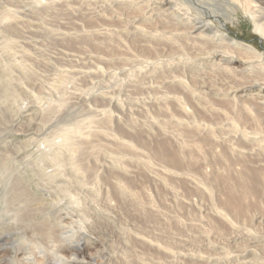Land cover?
Segmentation results:
<instances>
[{
	"label": "rangeland",
	"instance_id": "obj_1",
	"mask_svg": "<svg viewBox=\"0 0 264 264\" xmlns=\"http://www.w3.org/2000/svg\"><path fill=\"white\" fill-rule=\"evenodd\" d=\"M7 1L0 0V167L4 154H30V161L47 158V154L52 151L51 143L58 140L62 125L67 127L71 123L80 122L79 120L87 122L90 117L98 119L104 115L105 109L110 108L113 112L112 129L124 126L133 135L137 134L136 131L142 132L152 147L158 145L161 137L163 141L164 137L161 135H166L173 149L182 139L178 133L179 128L189 131L193 124V114L205 113L204 96H198L197 92L195 97L191 93L192 87L187 89L184 85H175L178 66H182V70L187 68L185 71L190 73L192 64L190 59L186 56L184 58L175 49V17L186 15L187 5L178 6L175 10V4L161 8L157 3L150 5L145 1L141 4L131 1L128 4H117L122 7L116 6L107 13L102 7L105 4L102 3L103 0H80L74 6L54 7L66 1L57 0L55 4L52 1L46 3L50 7L44 15L30 14L36 11L32 7L34 0ZM37 6L42 8L43 4ZM9 9L15 11L16 17L2 18ZM18 9L27 14L17 13ZM191 9L193 15L199 16L194 6ZM81 15H85L84 19ZM71 16L75 18L71 19ZM88 18H99V21L90 24ZM207 19L209 20L205 18ZM72 23L79 26V29L72 30ZM216 25L221 24L216 22ZM222 29L231 37L264 51L263 35L256 30L252 20L244 12L233 13L232 19L227 20ZM68 36L74 42L66 44L68 40L65 38L69 39ZM104 37L110 40L106 41ZM7 38L16 39L15 50L4 47ZM108 46L117 50L113 49L115 52L107 55L101 50H107ZM180 58L183 60L180 63L182 65L179 64ZM165 74L170 77L167 78ZM180 79L189 83L185 77ZM141 83L142 88L146 87L142 92L139 91ZM182 86L185 90L180 88ZM176 94L183 96L184 102L189 104L179 105L175 101ZM210 95L214 93L211 92ZM59 98H63V102L68 100L66 103L62 102L66 105H62L64 112L61 111L44 125L43 118H51L50 111L46 112L49 102H58ZM221 98H214V101L224 109L226 100L222 96ZM180 117H183L182 121ZM95 126L99 131L104 129L103 126L111 129L109 124L100 122ZM196 126L207 128L202 124ZM101 139H105V136H101ZM63 148L67 150V146ZM112 158L106 157L109 166L123 174L125 166L117 164ZM143 159L147 161V156L144 155ZM13 164L18 165L22 171L25 163ZM149 164L150 166L143 164L133 167L136 171L132 169L131 177L138 184L143 181L141 185L145 186L144 191H148L146 193L153 200L149 202L146 198L143 204L157 211L155 217L136 211L129 204L128 208L123 204L117 206L114 201V204H110L105 197L95 195L97 192L94 186V189L91 186L83 187L86 188L83 192L89 195L84 200L87 201L85 204L89 203L86 211L88 216L81 211L84 206L73 210L75 205L71 204L69 196H65L62 214L67 223L63 231L74 239L80 237L82 240H90L89 252L93 255H83L80 258L83 264H264V193L256 197L249 195L244 199L247 204L257 203L258 212L263 218L255 219L251 212L244 216L236 215L233 210H227V216L219 209L223 203L220 187H215V190L208 188L196 176L184 174L181 170L173 174L160 162ZM140 169L143 173L138 175ZM25 170H28L24 174L28 181L34 182L36 190H42L38 187V181L42 178L49 179L48 173L51 171L45 169L42 175L35 176L30 168ZM15 173L21 175L19 171ZM2 183L0 182V256L4 259L0 260V264H16L18 259L27 263V258L32 256L35 249L36 252L41 249L37 247V240L28 241L25 237H38V234L30 227L25 235V231H22L25 229L24 225L18 223L13 211L6 213L8 205L12 208L16 205L5 202L3 196L6 195L7 182ZM38 194L42 197L43 190ZM97 197L99 203L96 201ZM51 200L50 196L44 200V206ZM37 201L30 202L32 209L39 208L40 203ZM48 207L50 210L57 209L53 204ZM73 212L79 216H73ZM89 213L93 216L90 217ZM37 216L43 218L45 214L37 213ZM85 224L89 229L85 228ZM140 240H145V243L141 244ZM85 259L91 260L88 263Z\"/></svg>",
	"mask_w": 264,
	"mask_h": 264
},
{
	"label": "bare ground",
	"instance_id": "obj_2",
	"mask_svg": "<svg viewBox=\"0 0 264 264\" xmlns=\"http://www.w3.org/2000/svg\"><path fill=\"white\" fill-rule=\"evenodd\" d=\"M48 1H52L55 4L57 0H34L32 7L36 11L30 14L41 13L46 15V11L50 7V5H46ZM131 1L138 4L145 1L150 5L157 3L161 5V8L175 4V10L176 7H181V5L188 6H186L188 9L186 15L179 18L174 16V37L175 49H178L177 51L181 56H184V58L186 56V58L190 59L192 64L189 70L190 73L185 71L187 68L182 70V66L176 64L178 66L176 69L178 74L176 73L174 79L176 86L184 85L187 89L192 87L193 91L191 93L193 95L199 92V94L197 93L198 96H204L200 97L204 98V102L206 103V108H203L205 109V113L199 114L196 112L193 114V124L191 123L192 128L190 127L189 131H186L182 127L179 128L180 131L178 133L182 139L178 141L175 149L172 148L171 141L166 138V135H161L164 137L163 141L161 137L158 145L152 147L143 137L142 132L136 131L137 134L133 135L124 126L112 129L114 126V115L109 108V110L105 109L104 115H101L102 117L98 119L90 117L87 122L79 120L80 122L71 123L67 127L62 125L61 130L59 129L60 133H57L58 140L52 142V146L50 145L52 151L47 154V158L30 161V154L24 156H21L18 152L14 154L10 153L6 156L4 154L2 166L0 167V182H7V190L3 198L7 204L16 205L13 208L8 205L5 209L6 213L13 211L12 214L14 213L13 216L17 219L18 223H23V229H25L22 231H25V235L30 230V227L38 234V237L26 235L25 238L28 241L37 240V247L41 249L39 252H36L35 249L31 254L32 256L27 258V260L25 259L27 263L18 259L19 261L16 264H83L80 260L83 255L85 257L87 255L92 257L93 254L89 252L91 248L89 245L90 240H82L80 237L74 239L72 236H67L66 232L63 231L67 223L66 218L62 214L65 196H69L71 204L75 205L73 210H76V207L84 206L81 211H84L88 216L86 211L89 203L85 204L87 201L84 200L89 195L83 192L86 189L83 188L84 186H94L97 192L95 195L105 197L110 204H114L115 202L117 206L123 204L126 208H128L129 204L136 211H141L151 217L157 216L156 210L147 208L143 204L146 198L149 202L153 201L152 197L148 195L149 192L146 191L148 192L146 193L144 191L145 186L141 185L143 181H140L138 184V181H135L131 177L133 167L136 168L143 164L150 166L149 163L151 162L162 163L163 167L169 169L173 174L181 170L184 174L196 176L202 184L213 190L220 187L219 190L223 194V203L222 207L219 206V209L225 215L229 216L227 210H233L236 215L244 216L246 213L251 212L255 219L263 218L258 212V204H247L244 202V199L249 195L256 197L264 193V51H260L254 45L245 44L231 37L222 29V25H226L227 20L232 19L233 13L244 12L252 20L256 30L264 37V0H175V3L173 0H103L102 3L105 4L102 7L108 13L110 10H114L116 6L122 7L118 6L120 3L128 4ZM6 2L8 1L6 0ZM78 3H80V0H66L62 4L54 5V7L59 5L74 6ZM9 4L12 5L13 3L9 2ZM38 4H43L42 8L37 6ZM192 6H194L199 16L191 13ZM140 11L143 12V9ZM14 12L13 9H9L2 18L11 19L16 17ZM16 12L23 15L27 14L19 9ZM84 17L85 15H81L82 19ZM203 17L209 18V20L207 19V21ZM74 18L72 17L71 19ZM88 21L90 24L97 23L99 18H90ZM216 22L221 25L217 26ZM72 24V30L76 31V29H79V26L74 23ZM69 36V39L65 38L68 40L66 44L74 42V39ZM104 39L106 41L110 40L105 37ZM15 41L16 39L14 38H7V43L4 47L15 50ZM113 49L117 50L108 46L107 50L102 49L101 51L109 55L115 52ZM96 50H99V48ZM181 61L183 60L180 58L179 64ZM169 77L170 75L167 78ZM180 77H185L189 83H184ZM162 82L165 83V81ZM142 86L141 83L139 88L141 92L146 88H142ZM180 88L185 90L183 86ZM204 88L209 92L205 91ZM211 92L214 95L211 96ZM221 96L226 100L227 104L224 105V109L214 101V98L217 97H219V100L222 99ZM175 97V101H178L179 105L185 103L184 105L187 106L188 102H184L183 96L176 94ZM64 101L63 98H59L58 102L55 103L48 101L50 104L46 112L50 111L51 118H43L44 125L50 121L49 119L52 120L58 113H61V111L64 112L62 105L66 107L63 103H66L68 100ZM168 105L167 107H169ZM182 118L181 121L183 120ZM98 122L106 125L109 124L112 131L110 128L106 129L105 126H103L104 129L101 131L97 130L95 124ZM201 124L207 126V128H197L196 125ZM135 129L139 130L140 128L135 127ZM101 136H105V139H101ZM55 145L58 147H53ZM63 146H67V150ZM144 155L147 156V161L143 159ZM107 156L113 157L112 159L117 164L124 165L125 172L121 174L120 171L119 173L110 167L106 160ZM12 162L25 163L23 164V170L21 171L18 165L13 166ZM110 163L113 164L112 162ZM208 167L211 168L209 169ZM27 168H30L32 174L35 176L42 175L45 169L51 171V173H48L50 174L49 179L42 178L41 181H38V187L44 193L42 197H39L40 195L38 194L42 190H36L34 182L28 181L25 177L26 171H28L25 169ZM169 170L167 171L169 172ZM16 171H19L21 175H17L18 172L15 173ZM138 171V175L143 173L141 169ZM71 183H74L75 186ZM86 192L88 193V190ZM49 196L52 198V202L48 201V205L44 206V200L46 201ZM34 200H38L37 202L41 204L38 205V209H32L30 202ZM96 201L99 203L98 197ZM51 204L55 205L57 209L50 210L48 206ZM37 213H44L45 217L39 218ZM91 214L89 213L90 217L93 216ZM72 215L76 216L74 212ZM52 217L56 219L53 220ZM91 222L94 224L92 220ZM101 223L104 224V222ZM85 228H87V225ZM87 229L85 230L87 231ZM76 233L75 235L77 236ZM104 234L103 232L102 235ZM140 243H145V240H140ZM3 259L0 256V260ZM6 259L8 260V258ZM89 261L87 262L89 263Z\"/></svg>",
	"mask_w": 264,
	"mask_h": 264
}]
</instances>
